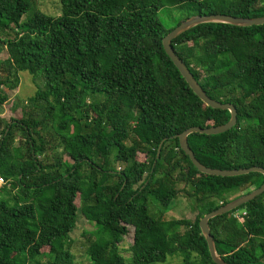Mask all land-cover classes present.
I'll return each instance as SVG.
<instances>
[{
    "label": "trees",
    "instance_id": "trees-1",
    "mask_svg": "<svg viewBox=\"0 0 264 264\" xmlns=\"http://www.w3.org/2000/svg\"><path fill=\"white\" fill-rule=\"evenodd\" d=\"M167 6L187 13L177 26L197 15L264 17V0H61L59 16L37 10L24 21L33 0H0V33L14 35L0 40V105L21 73L43 84L0 133V264H75L79 214L95 226L82 234L88 264H215L200 220L264 176L203 174L181 150L177 136L231 114L206 106L166 54L163 39L177 27L159 19ZM172 46L207 95L238 112L228 132L188 137L197 160L264 168V25L202 24ZM56 142L72 165L43 161ZM180 198L197 210L193 221L166 219ZM209 227L226 264H263L264 194Z\"/></svg>",
    "mask_w": 264,
    "mask_h": 264
},
{
    "label": "water",
    "instance_id": "water-1",
    "mask_svg": "<svg viewBox=\"0 0 264 264\" xmlns=\"http://www.w3.org/2000/svg\"><path fill=\"white\" fill-rule=\"evenodd\" d=\"M208 23H223V24H229L240 27L262 26L264 25V17L254 18V19L237 18L233 16L220 15V14L192 16L187 20H185L184 22H182L175 29H173L163 39V47L166 54L171 59V61L178 69L180 74L183 76V78L186 80L187 84L190 86L193 92L203 101V103L206 106L218 110H227L231 114V118L229 122L224 125L206 128V129L193 127L186 130L176 138L179 139L181 150L190 158L193 165L197 168V170L200 173L211 176H218V177H237V176L247 175L250 173H260L264 176V168L257 166L251 168H245V169H237V170H220V169L208 168L197 160V158L195 157L193 151L189 146L188 137L193 133H200L205 135H219L228 132L229 130L234 128L238 123V112L235 106L232 104L221 103L217 100L210 98L207 95V93L204 91L202 86L199 84V82L194 78L193 74L186 66V64L176 54V51L172 46V42L186 31L196 26L202 24H208ZM163 143L164 141L159 146L157 157L160 156ZM262 194H264V184L260 188L255 189L254 191L248 194L242 195L241 197L233 200L227 205H224L219 209L210 212L200 220L199 226L202 235L205 237L207 241L211 258L215 264H226V263L219 257L217 253L214 238L211 234V230L209 227V221L215 217L222 216L241 207L242 205L254 200L255 198L261 196Z\"/></svg>",
    "mask_w": 264,
    "mask_h": 264
},
{
    "label": "rangeland",
    "instance_id": "rangeland-1",
    "mask_svg": "<svg viewBox=\"0 0 264 264\" xmlns=\"http://www.w3.org/2000/svg\"><path fill=\"white\" fill-rule=\"evenodd\" d=\"M34 10L27 14L23 20H27L29 16L39 10L50 16H59L61 9V0H33ZM187 13L179 8H174L167 6L159 13V19L168 29L174 28L177 24L185 19ZM14 35L10 32L1 34L0 40L12 39ZM8 58L7 50L5 47L0 44V61H5ZM18 87L13 91L7 92L8 99L4 102V104L0 105V133L5 128L6 124L11 119H20L22 117L23 106L26 104V101L35 95L37 91V84L39 86H43L41 80L37 81V84L34 83L32 77L28 73H21L18 75ZM13 81V77L11 78ZM21 134H17L16 136V145L18 146L20 143ZM58 148L52 151V144L49 145L48 152L44 155L43 161L46 164H50L55 162L57 155L62 158L63 161H67L70 165H72V161L69 159L67 155L63 153V149L60 146L59 142ZM141 160L144 157H140ZM234 198V197H232ZM151 214L156 217V212L152 211ZM197 210L193 209V204H191L186 198H180L178 201H173L169 211L166 213V219H188L193 221L197 216ZM95 230L94 224L85 220V218L79 214L78 223L76 229L71 234V238L73 240V249L72 252L75 257V264H88L89 257L86 254V249L83 246L85 243V239L82 237L84 232H92ZM134 242V229L130 228V233L125 237L124 242L121 244V249L124 257L128 260L129 258V248L132 246ZM180 258H168L167 264H179L181 263ZM264 264V260H263Z\"/></svg>",
    "mask_w": 264,
    "mask_h": 264
},
{
    "label": "built area",
    "instance_id": "built-area-1",
    "mask_svg": "<svg viewBox=\"0 0 264 264\" xmlns=\"http://www.w3.org/2000/svg\"><path fill=\"white\" fill-rule=\"evenodd\" d=\"M5 184L6 181L2 177H0V188H2ZM236 216H238V214Z\"/></svg>",
    "mask_w": 264,
    "mask_h": 264
}]
</instances>
